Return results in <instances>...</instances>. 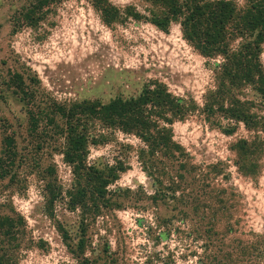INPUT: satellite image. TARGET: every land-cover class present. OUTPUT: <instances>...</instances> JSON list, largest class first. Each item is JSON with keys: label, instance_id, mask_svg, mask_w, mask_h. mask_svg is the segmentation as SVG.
Instances as JSON below:
<instances>
[{"label": "rangeland", "instance_id": "rangeland-1", "mask_svg": "<svg viewBox=\"0 0 264 264\" xmlns=\"http://www.w3.org/2000/svg\"><path fill=\"white\" fill-rule=\"evenodd\" d=\"M31 1L0 0V156L6 137L13 138L16 151L11 171L0 178V264H76L57 225L67 230L70 243H76L82 216L62 203L49 216L42 180L45 171L52 169L67 188L71 170L58 152L61 140L50 135L51 126L45 120L36 134L30 132L28 109L37 111L35 105L44 107L51 99L106 102L116 95H136L149 79L202 105L204 95L214 88L213 67L218 60L202 57L183 38L178 24H171L168 32L127 17L107 25L91 0H53L50 10H44L30 26L24 14ZM109 1L121 8L144 6L142 0ZM236 1L244 5V0ZM260 50L264 64V44ZM20 86L27 91V100L32 97L28 104ZM253 94L249 92L250 97ZM172 135L188 153L189 162L207 172V183L218 188L211 194L224 196L226 203L215 207L220 209L221 224L226 225L223 218H229L228 223H237L235 227L242 231L264 234V159L253 177L244 176L231 150L233 142L251 133L239 124L234 134L225 135L194 114L175 121ZM139 144L133 136L116 133L107 144L89 149L90 163L118 158L126 161V170L110 186L121 189L116 192L120 207L84 216L86 253L103 260L110 251L122 264H146L156 252H171L172 264H199L202 242L192 233L196 216L193 212L183 215L180 210L191 209L172 199L156 204L150 200L155 186L137 160ZM186 183L189 190L185 188L183 194L192 197L199 184L189 179ZM224 206H229V217ZM8 223L15 231L10 235L4 234ZM164 224L171 231L169 238L160 237ZM251 259L248 264H264V258Z\"/></svg>", "mask_w": 264, "mask_h": 264}, {"label": "trees", "instance_id": "trees-1", "mask_svg": "<svg viewBox=\"0 0 264 264\" xmlns=\"http://www.w3.org/2000/svg\"><path fill=\"white\" fill-rule=\"evenodd\" d=\"M142 1L144 6L139 10L133 4L121 8L109 0H91L107 25L127 17L168 32L171 24H178L183 38L202 57L218 60L213 67L214 88L208 90L199 105L192 97L174 95L161 81L149 79L136 95H116L106 102L82 99L59 103L51 99L44 107L35 105L37 111L29 108L30 132L36 134L40 122L45 120L51 126L50 135L61 140L58 152L72 174L70 185L64 188L54 170L45 171L42 180H45L46 211L53 217L54 207L62 203L66 210L82 216L76 243H70L67 230L60 223L57 225L76 264H122L110 251L103 260L87 255L84 218L85 214L99 216L104 210L120 207L116 192L121 189L110 186L126 170V161L114 158L103 164L90 163L88 155L91 146L107 144L116 133H121L140 142L135 151L137 160L155 186L150 200L156 204L172 199L191 209L180 210L183 215L187 217L193 212L196 216L192 233L202 242L199 264H248L252 257L261 261L264 234L242 231L235 227L237 223H228L229 218H223L226 225L221 224L220 209L215 207L226 203L224 196L211 194L218 188L207 183V172L189 162L186 150L173 139L172 124L200 114L205 122L220 128L225 135L234 134L242 124L251 136L232 143L234 164L244 176L253 177L257 173L259 161L264 159V64L260 59L264 44V0H244V5L236 0ZM52 4L53 0H32L24 14L26 24L33 26ZM19 89L28 104L32 97L27 100L25 88ZM249 92L254 93L252 97ZM4 144L0 156L1 179L9 174L16 160L13 138L6 137ZM188 179L199 184L194 186L192 197L183 194L185 188L189 190ZM224 208V214L229 217V206ZM5 226L4 234L15 232L12 223ZM170 234L165 227L160 237L169 238ZM173 257L171 252L166 255L156 252L145 263L172 264Z\"/></svg>", "mask_w": 264, "mask_h": 264}]
</instances>
